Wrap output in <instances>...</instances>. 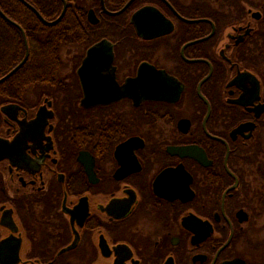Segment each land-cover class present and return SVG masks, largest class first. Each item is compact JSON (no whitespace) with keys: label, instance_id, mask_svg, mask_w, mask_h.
I'll return each mask as SVG.
<instances>
[{"label":"flooded vegetation","instance_id":"flooded-vegetation-1","mask_svg":"<svg viewBox=\"0 0 264 264\" xmlns=\"http://www.w3.org/2000/svg\"><path fill=\"white\" fill-rule=\"evenodd\" d=\"M63 6L6 21L0 264H264V0Z\"/></svg>","mask_w":264,"mask_h":264},{"label":"trees","instance_id":"trees-1","mask_svg":"<svg viewBox=\"0 0 264 264\" xmlns=\"http://www.w3.org/2000/svg\"><path fill=\"white\" fill-rule=\"evenodd\" d=\"M26 1L39 10L43 16L47 15L44 9H49L55 4V0H42V4L39 0ZM0 10L5 16L15 21L25 30L31 44L30 55L40 54L43 57H51L54 55V50L60 41L66 40L65 33L67 32V28L62 37L59 35L56 37L54 35V28H48L39 23L19 0H0ZM76 10L77 15L82 13L80 8ZM75 30L74 28V36L78 34ZM22 53L23 48L19 31L0 17V56L9 54L12 57H16Z\"/></svg>","mask_w":264,"mask_h":264},{"label":"water","instance_id":"water-1","mask_svg":"<svg viewBox=\"0 0 264 264\" xmlns=\"http://www.w3.org/2000/svg\"><path fill=\"white\" fill-rule=\"evenodd\" d=\"M24 6H26L27 8H29L31 11H33L35 13V15L39 18V20L44 24V25H47V26H51L55 23H57L60 18L62 17L63 13H64V10H65V6H63V10H62V13L61 15L53 22H48L46 20H44V18L34 9V7L32 5H30L27 1L25 0H19ZM0 17L7 21L8 23H10L11 25L15 26L16 28H18L19 30H21L20 26L16 23V22H13L12 20H10L8 17L5 16V14L0 10ZM23 33V32H22ZM24 40H25V37H24ZM26 41V40H25ZM27 51V49H26ZM27 55L28 53L26 52L25 54V59L27 58ZM25 59L17 66L15 67L12 71H10L5 77H3L2 79H0V82L4 81L5 79H7L8 77H10L13 72H15L18 68H20V66L24 63Z\"/></svg>","mask_w":264,"mask_h":264},{"label":"rangeland","instance_id":"rangeland-1","mask_svg":"<svg viewBox=\"0 0 264 264\" xmlns=\"http://www.w3.org/2000/svg\"><path fill=\"white\" fill-rule=\"evenodd\" d=\"M6 56H7V54H6Z\"/></svg>","mask_w":264,"mask_h":264}]
</instances>
